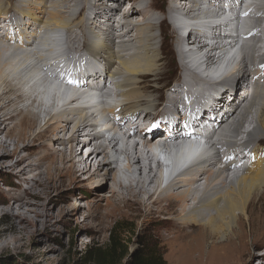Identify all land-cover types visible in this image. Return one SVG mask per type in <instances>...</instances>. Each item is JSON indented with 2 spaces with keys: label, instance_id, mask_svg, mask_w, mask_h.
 Here are the masks:
<instances>
[{
  "label": "bare ground",
  "instance_id": "6f19581e",
  "mask_svg": "<svg viewBox=\"0 0 264 264\" xmlns=\"http://www.w3.org/2000/svg\"><path fill=\"white\" fill-rule=\"evenodd\" d=\"M106 2L104 14L95 0H0V157L41 140L29 155L44 167L38 183L71 184L82 173L90 183L110 179L109 195H99L106 216L118 206H144L153 217L150 206L177 204L163 223L174 264L264 262V248L248 246L249 238L263 246L264 41L256 32L264 40V0H170L181 73L162 94L175 59L163 51L159 8L154 0L125 9L124 0ZM220 97L228 108L208 105ZM139 112L141 124L130 120ZM138 129L152 140L141 142ZM188 135L194 140L153 141ZM11 200L4 204L32 205Z\"/></svg>",
  "mask_w": 264,
  "mask_h": 264
},
{
  "label": "rangeland",
  "instance_id": "374dc122",
  "mask_svg": "<svg viewBox=\"0 0 264 264\" xmlns=\"http://www.w3.org/2000/svg\"><path fill=\"white\" fill-rule=\"evenodd\" d=\"M95 1L102 8L105 7L104 14L107 13L108 9L106 7L110 8L109 4H107L108 2H106L107 0ZM120 1L123 2V0ZM124 1L127 4L123 9L136 0ZM169 1L154 0L155 6L159 8V14L163 20L162 27L165 29L163 36L166 34L163 51L167 56L171 55L175 59V63L169 66L171 70H174V73L165 79L163 82L165 87L160 90V94H162L163 90L173 86L175 81L172 79L179 77L181 73V70H179L180 60L177 53L173 50V47L177 45L173 36L174 30H172L171 25L165 18L166 13H168ZM10 2L13 3V0H10ZM135 4L137 7L143 6L141 1H137ZM111 8H115L114 5ZM121 9L118 8L115 14L119 10L121 12L123 10ZM9 14L8 17L13 16V14ZM102 15L98 17L102 18ZM132 16L136 18L135 15ZM1 19L0 25L2 23ZM262 23L263 20H260L261 25ZM2 31L3 29H0V36L3 35ZM160 39L159 41H161ZM203 41L208 42L206 39ZM258 67L261 72H264V64H258ZM222 83L224 82L218 81L208 87L205 85V94L212 92V89L221 86ZM196 104L198 108L203 106L202 101H196L194 106ZM160 109L162 108L158 106L154 116V123L157 128L160 127L156 124L160 123V116L157 113L160 112ZM139 115H141V112L132 119L140 123L141 117ZM180 116V111H177L176 117L179 118ZM147 121L148 119L145 122ZM128 122H125V125ZM246 128L245 124L243 129ZM162 131L157 132V134L163 133ZM40 141L37 140L33 145L25 147L20 145L21 151L16 155L5 158L0 157V264H89L84 261V251L89 247H97L108 243L110 232L115 223L122 224L127 231L126 234L121 236L125 239L123 244L126 246L127 256L120 264H126L132 254L145 249H158L162 252L167 264H174V259L170 254V246L166 241V224L163 223L167 222L165 216L171 209L177 210L179 208L177 204L170 206L168 210L165 202L150 206L153 212L157 211L155 213L156 216L154 215L153 217L146 214L144 206H132L130 209L126 206H118L120 211H117L115 215L106 216L107 206L104 205L106 203L105 197L107 196L105 195H109L110 179L99 178L97 182L90 183L88 180L89 173H82L78 177L79 179L72 181L71 184L59 185L57 181H49L45 186H41L38 183L39 172L44 167L36 164V155L32 157L29 155L31 152H38L41 149L42 142ZM260 143L264 145V139ZM92 146L93 143L90 141V147ZM9 150L11 151V147ZM86 150L84 149L82 153L86 152ZM20 157H24L23 160L15 165ZM30 162L31 166L28 171L22 172V168L26 167ZM148 175L153 176V173ZM35 192H39L41 198H34L32 195ZM95 193L98 194L97 197H95ZM99 195H104L105 197L101 200ZM15 196H21L32 201V205L22 206L18 209L17 206L13 208V206H7L8 203L4 204L6 200L13 202L11 198ZM97 202L101 206H97ZM159 210L164 212L162 211L161 213ZM258 232L260 233L263 246L255 248V243L252 244L249 238L248 246H252L251 249H254L253 251H259L264 248V212ZM257 258L258 256H255L252 262L256 261L257 264H264L263 261L256 260ZM243 264L249 263L245 262Z\"/></svg>",
  "mask_w": 264,
  "mask_h": 264
},
{
  "label": "trees",
  "instance_id": "16d2710c",
  "mask_svg": "<svg viewBox=\"0 0 264 264\" xmlns=\"http://www.w3.org/2000/svg\"><path fill=\"white\" fill-rule=\"evenodd\" d=\"M126 228L122 224L115 223L109 241L105 245L89 247L84 251V261L89 264H120L126 256L125 239ZM126 264H167L162 252L158 249H145L131 255Z\"/></svg>",
  "mask_w": 264,
  "mask_h": 264
}]
</instances>
